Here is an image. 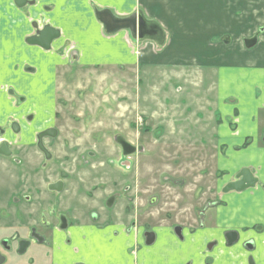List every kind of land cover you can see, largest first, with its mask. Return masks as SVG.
<instances>
[{
    "label": "crops",
    "instance_id": "obj_1",
    "mask_svg": "<svg viewBox=\"0 0 264 264\" xmlns=\"http://www.w3.org/2000/svg\"><path fill=\"white\" fill-rule=\"evenodd\" d=\"M22 2L18 6L15 0H0V124L20 112L15 98L6 94L8 87L30 98L49 94L53 100V75L72 56L82 68H134L138 63L140 68L183 70L178 75L172 72L177 80H195V118L201 117L196 123L206 134L202 145L210 144L214 149L216 189L231 181L241 168H250L258 183L243 191L220 194L217 207L206 211L204 228L193 235L184 231L186 242H173L171 236L164 241L160 232L156 250L161 258L169 253L167 264H184L187 260L204 264L202 246L216 238L219 247L209 255L211 264H249V255L250 264H264V230L256 229L264 228V0ZM95 9H109L117 17L140 11L147 21L158 24L162 40H139L125 29L106 34L95 18ZM46 24L59 31L49 49L28 41ZM255 34L256 43L246 47L244 40ZM30 68L36 72L27 71ZM196 73L197 79L193 77ZM48 84L49 92L45 89ZM227 230L240 231L241 241L252 239L253 250H243L240 243L225 246L222 235ZM85 231L92 248L101 238L110 236L90 226ZM128 237L123 232L117 240L126 247L135 240L134 235ZM182 245L190 249L179 256ZM105 247L114 254L111 264H129L124 253L121 258L117 255L120 245ZM87 261L102 264L94 249ZM142 264L148 262L143 260ZM154 264L160 263L157 260Z\"/></svg>",
    "mask_w": 264,
    "mask_h": 264
},
{
    "label": "rangeland",
    "instance_id": "obj_2",
    "mask_svg": "<svg viewBox=\"0 0 264 264\" xmlns=\"http://www.w3.org/2000/svg\"><path fill=\"white\" fill-rule=\"evenodd\" d=\"M134 66L70 69L66 65L58 69L55 106L59 116L55 125L60 133L53 140L54 157L48 162L47 174L42 175L43 181L63 173L67 188L87 187L89 179L94 181L91 174L95 168L81 164L80 156L95 151L98 159L91 161L92 166L105 163L100 167L105 174L101 180L128 190L126 196H136L138 204H148L151 196L156 198L144 209L148 220H159L169 212L178 222L187 223L190 213L194 215L213 201L217 184L214 149L210 144L202 145L206 134L196 123L201 117L195 118V80H177L176 75L183 70ZM193 77L197 79L198 74ZM45 89L49 92L50 84ZM50 103V95L45 94L36 122L49 114ZM116 134L142 148L128 159L129 163L119 162V150L112 138ZM110 158L118 161L110 162L107 168ZM41 160V155H35L29 163ZM57 166L59 171H53ZM2 168L0 182H6L12 172ZM0 195L6 196L1 190ZM10 256L6 254L3 264H15L19 258Z\"/></svg>",
    "mask_w": 264,
    "mask_h": 264
},
{
    "label": "flooded vegetation",
    "instance_id": "obj_3",
    "mask_svg": "<svg viewBox=\"0 0 264 264\" xmlns=\"http://www.w3.org/2000/svg\"><path fill=\"white\" fill-rule=\"evenodd\" d=\"M257 36L258 34H255L251 39H257ZM75 63L76 57L72 56L67 65L70 69L78 68ZM27 71L35 73L36 69L30 68ZM57 78H59L58 70L52 78L54 99H51L49 114L38 122L35 120L43 108V105H40L42 96L35 95L30 98L26 94H16L12 87L6 90V94L12 95L19 104L20 112L9 115V118L0 124V162H2L0 166L12 172L6 182H0V190L6 195L4 197L0 195V264L6 261V254H11L10 259H14L13 255L19 257L15 264H89L87 257L93 249L102 264L109 261L108 264H111L114 254L107 251L105 246L113 248L116 245H120L118 249L116 248L117 255L121 258L124 253L129 264H142L143 260L148 264H154L157 260L160 264H167L169 253L167 257L161 258L156 250L160 232L164 234L162 235L164 241L171 236L173 242L176 240L186 242L184 231L193 235L197 230L204 228L203 219L206 211L217 207L220 203V194L230 192H224L223 187L234 181L235 176L244 168H241L233 179L220 189L215 188L213 201L208 202L194 215L190 213V220L187 223L178 222L169 212L159 220L153 218L148 220L149 217L143 214L144 209L147 205L154 204L156 198L151 196L148 204H138L136 196H126L128 190L118 189L117 184L108 185L101 180L105 174L100 167L105 163L96 162L92 166L91 161L98 159L95 151L90 153V156H80L81 164L95 168V170L91 168L93 170L91 175H95L94 181L89 179L87 187L67 188V181L61 177L63 173L57 175L54 180L43 181L42 175L47 174L48 162L54 157L52 147L56 143L53 140L60 133L55 125L59 116L55 106ZM112 138L119 150L120 163L124 161L129 163L128 159L131 156L142 151L137 142L125 136L116 134ZM261 143L264 145V133L261 136ZM35 155H41L42 160L39 163L36 161L34 164L29 163L31 157ZM117 161L118 159L113 161V158H110L107 163L105 160L107 168L110 162ZM247 169L253 176L251 169ZM54 170L58 172L59 167H55ZM253 178L256 179L255 184H257V177L253 176ZM139 201L142 202L141 199ZM139 206L141 208H138ZM86 226H90L97 233H110V236L98 239L99 245L92 248L87 241ZM256 229L264 230L262 227ZM229 231L236 233L235 241L230 242L233 236L227 238ZM123 232L127 239L130 235L135 236L134 242L126 247L117 240ZM222 238L227 247L239 243L240 248L246 251H251L255 247L252 239L241 241L238 230H227L223 232ZM217 247L219 243L216 238L204 243L201 250L204 264H211L209 255ZM189 249L190 246L182 245L179 256L188 254ZM173 253L174 251L171 253L172 257ZM251 259L249 255L247 258L249 264ZM184 264L191 262L187 260Z\"/></svg>",
    "mask_w": 264,
    "mask_h": 264
},
{
    "label": "water",
    "instance_id": "obj_4",
    "mask_svg": "<svg viewBox=\"0 0 264 264\" xmlns=\"http://www.w3.org/2000/svg\"><path fill=\"white\" fill-rule=\"evenodd\" d=\"M18 6L22 5V0H15ZM94 15L96 20L102 25L103 31L106 34H112L118 30L125 29L129 31V34L139 40L150 38L161 42L162 32L157 23L147 21L140 11H135L129 16L117 17L109 9H95ZM59 36V31L49 25H44L41 30H37V33L28 38V41L33 44H37L44 49H49L52 40ZM245 46L251 47L256 43V38L245 39ZM161 45V44H159ZM54 134V132H53ZM256 179L253 178L251 172L244 168L235 176V180L227 183L223 187L224 192L228 191H242L244 189L253 187ZM227 238L233 236L234 238L230 242L237 239L236 233L227 232Z\"/></svg>",
    "mask_w": 264,
    "mask_h": 264
}]
</instances>
